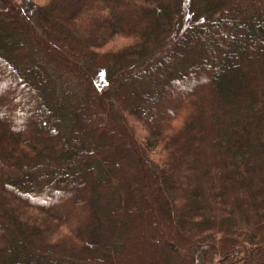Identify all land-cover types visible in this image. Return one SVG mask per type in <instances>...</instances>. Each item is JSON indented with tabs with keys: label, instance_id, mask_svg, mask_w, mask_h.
Here are the masks:
<instances>
[{
	"label": "trees",
	"instance_id": "trees-1",
	"mask_svg": "<svg viewBox=\"0 0 264 264\" xmlns=\"http://www.w3.org/2000/svg\"><path fill=\"white\" fill-rule=\"evenodd\" d=\"M0 264H264V0H0Z\"/></svg>",
	"mask_w": 264,
	"mask_h": 264
},
{
	"label": "rangeland",
	"instance_id": "rangeland-1",
	"mask_svg": "<svg viewBox=\"0 0 264 264\" xmlns=\"http://www.w3.org/2000/svg\"><path fill=\"white\" fill-rule=\"evenodd\" d=\"M115 43H118V44H119V43H120V41H116Z\"/></svg>",
	"mask_w": 264,
	"mask_h": 264
}]
</instances>
